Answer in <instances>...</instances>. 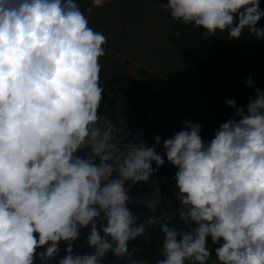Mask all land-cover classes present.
I'll return each instance as SVG.
<instances>
[{
	"label": "clouds",
	"instance_id": "obj_1",
	"mask_svg": "<svg viewBox=\"0 0 264 264\" xmlns=\"http://www.w3.org/2000/svg\"><path fill=\"white\" fill-rule=\"evenodd\" d=\"M259 3L167 0L162 7L205 38L227 31L239 39L247 28L264 39ZM106 43L77 0H0V264H34L45 246L38 259L47 264L62 241L68 247L59 264H101L109 252L131 259L128 242L146 225L164 234L156 264H209V239L219 264H264V92L256 90L246 113L226 101L241 118L223 123L207 144L191 122L164 140L167 161L178 168L179 219L195 227H170L155 215L137 226L125 182L147 183L165 160L143 142L123 151L118 129L100 124ZM148 207L155 213V204ZM89 225L95 253L73 255L71 242Z\"/></svg>",
	"mask_w": 264,
	"mask_h": 264
},
{
	"label": "crops",
	"instance_id": "obj_2",
	"mask_svg": "<svg viewBox=\"0 0 264 264\" xmlns=\"http://www.w3.org/2000/svg\"><path fill=\"white\" fill-rule=\"evenodd\" d=\"M77 3L88 17L89 26L107 37V43L103 46L106 55L99 61L102 65L100 81L116 75L130 76L148 85L150 92L162 91L174 97L161 95L154 100L148 111L147 125L160 137L161 148L164 149V140L172 138L181 130H187L185 122L201 125L200 135L207 144L223 123L229 119L239 121L241 117L235 110L210 98L209 91L217 89L218 86L208 85L200 73L189 68L172 44L169 36L174 22L163 9V3L157 0H106L104 6L98 8L93 7L92 0H77ZM89 7L93 8L91 14L86 11ZM259 7L264 11V0H260ZM256 27L264 29V17L258 21ZM246 30L242 33L250 39L253 47L245 50L248 53L245 60L249 68L251 64L254 65L249 76L255 79L264 76V39H258L251 35L247 28ZM212 42L226 48H235L231 42L224 43L217 34ZM238 55L243 63L245 76L246 65L239 52ZM261 82H264V79L251 82V85ZM218 89L223 91L222 88ZM134 104V100H129L122 94L119 108L111 110L109 105L105 104L98 110L101 125L108 120L118 129L114 133L118 146L127 142L137 131L136 128L131 129V123L135 119ZM79 154L84 155L83 152ZM166 168L168 180L164 187V205L168 212L179 216L183 206L177 199L179 189L175 175L178 168L167 159ZM125 188L131 200L129 204H160L151 175L147 183L133 184L128 180L125 182ZM86 235L83 242H87L90 233L87 232Z\"/></svg>",
	"mask_w": 264,
	"mask_h": 264
},
{
	"label": "trees",
	"instance_id": "obj_3",
	"mask_svg": "<svg viewBox=\"0 0 264 264\" xmlns=\"http://www.w3.org/2000/svg\"><path fill=\"white\" fill-rule=\"evenodd\" d=\"M157 1L163 4L167 2V0ZM176 32L180 33L179 38L176 37ZM202 32V29H197L192 25H182L179 22H174V27L169 38L189 68L200 73L208 85L218 86V88L223 89V91L218 88L211 89L209 91L211 99L219 101L227 107L229 106L226 104V101L234 100L236 108H243L246 113L247 105L251 100L257 98L256 90L259 89L261 92H264V82L249 86L247 81L244 79V67L238 53L232 50H221L213 44L212 39L214 36L205 38L202 35ZM236 40L247 49H251L253 47L249 38L243 33L240 38ZM100 85L104 89V92L102 93L103 99L101 101V105L108 104L111 110L119 108V102L123 92L133 90L132 93H134L135 98L133 115L135 117L134 121L137 127L140 126L148 128V111L151 109L156 98L164 94L174 98L171 94L162 91L150 92L148 85L141 83L130 76L116 75L107 80L100 81ZM229 108L236 111V108ZM133 137L134 136H132L129 140ZM160 143L157 144L155 136H152L150 144L158 154H160L162 149ZM152 167L157 169L155 161L152 162ZM167 176L168 174L166 172L164 176L165 181H161L163 191L168 180ZM128 208L133 215L139 217L137 220V226L142 224L144 220L148 219L150 216L155 215L156 217L161 218L163 222L168 223L170 227H177L184 231L190 230L184 225V222L179 219V216H175L170 212H168L170 214H165L164 210H167L165 205L159 204L156 206L155 213H152L148 206L142 204H128ZM191 227L194 228L195 225H191ZM142 236L130 240L128 242V249L132 250V248H134L133 250L136 251L142 243ZM163 239L164 234L159 231V226L152 225L149 247L141 250L139 254H135V251L133 252L132 250L131 252H133L134 256L131 260H144L147 264H156L158 259L163 258L161 256ZM71 244L73 248V255L95 253V248L90 247L88 242H83L82 240L80 241V238L71 242ZM59 245L62 246L64 250L68 247V244L63 241L60 242ZM208 247L212 251L210 258L217 260L214 252L216 245H213L210 239ZM64 253L65 256L67 253L66 251ZM102 260L105 262L101 264L119 263V257L113 255L112 252L107 253ZM131 260L129 264H131ZM186 264H188V262H186ZM209 264H211L210 259Z\"/></svg>",
	"mask_w": 264,
	"mask_h": 264
},
{
	"label": "rangeland",
	"instance_id": "obj_4",
	"mask_svg": "<svg viewBox=\"0 0 264 264\" xmlns=\"http://www.w3.org/2000/svg\"><path fill=\"white\" fill-rule=\"evenodd\" d=\"M216 34L220 37V39L224 43L230 44V42H231L235 46V48H233L232 46H230V47L227 46V48H226L225 46H221V45H217L216 44L217 47H219L221 50H233V51H235L237 53L239 52L241 54V56L243 57V61H244L245 65H246V74L244 76V79H246V80H249L250 79L251 82L261 81V80L264 79V76L263 75L259 76L258 78H255V79H252L249 76L251 70L254 69V65L251 64V66L249 68L248 65H247V63H246L245 56L246 55L248 56V53L245 50H247V48H245L243 45H240L239 43H237V40L236 39L230 38L227 31H225V32H219L218 31ZM249 41H250V39H249ZM259 48H260V46H258V49ZM262 72L264 73V71H262ZM132 92H133V90H130L129 92H123L122 94L125 95L127 99L134 100L135 99L134 98V93H132ZM96 223H97V229H98V231L101 232V235H104L103 232L101 231V224H102L101 223V220L100 219H97ZM184 225L187 226L191 230L192 227L190 226L189 223H185L184 222ZM151 227H152V225H146L145 232H144V234H143V236L141 238L142 243L140 244V247L135 251V254H139L141 252V250L146 249V248L149 247V245H150ZM87 232H89V233L91 232V225L80 229V235H79L80 241L81 240H84L86 238V236H87L86 233ZM108 239L110 240L111 238L108 237ZM87 242H88V238H87ZM46 247L47 246H45L43 248H38L36 250V256H37V258L34 260V264H42V262L38 259V256H39V253L46 251ZM58 248H59V251H58L57 255L54 258H52L51 260L47 261V264H58L59 263V260L64 256V254H65L64 253L65 252L64 248L62 246H60V245H58ZM133 249L134 248H132V250ZM132 250H129V251H132ZM133 256H134V254L132 255L131 259L133 258ZM131 259H129V258H119V263L118 264H129V262H130ZM104 262H105L104 260L101 261V263H104ZM214 262H215V264H219V262L217 260H215L214 258H210V263L211 264H214Z\"/></svg>",
	"mask_w": 264,
	"mask_h": 264
},
{
	"label": "built area",
	"instance_id": "obj_5",
	"mask_svg": "<svg viewBox=\"0 0 264 264\" xmlns=\"http://www.w3.org/2000/svg\"><path fill=\"white\" fill-rule=\"evenodd\" d=\"M136 128V132L134 133V137L125 142L124 144L119 145V147L123 150V151H127L128 150V146L133 143V144H140L141 142L145 143L147 146L151 147L150 144V140L152 138V136H155L156 134L151 131V129L148 128H143V127H137L135 121L131 123V129H135ZM138 128V129H137ZM157 136V135H156ZM155 136V137H156ZM160 155L162 156V158L165 160V163L160 166L156 171H154L151 174L152 177V182L155 185V188L157 190V193L159 195V200H160V204L164 205V191L161 185V181H165V173L167 172V168H166V150L165 149H161L160 151ZM117 174L113 173V177L112 178H116ZM165 214H170L168 213L167 210H164Z\"/></svg>",
	"mask_w": 264,
	"mask_h": 264
}]
</instances>
